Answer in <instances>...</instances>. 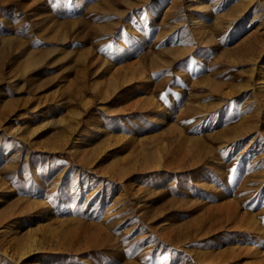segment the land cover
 <instances>
[{
	"label": "rangeland",
	"instance_id": "374dc122",
	"mask_svg": "<svg viewBox=\"0 0 264 264\" xmlns=\"http://www.w3.org/2000/svg\"><path fill=\"white\" fill-rule=\"evenodd\" d=\"M261 86L263 0H0V264H254Z\"/></svg>",
	"mask_w": 264,
	"mask_h": 264
},
{
	"label": "bare ground",
	"instance_id": "6f19581e",
	"mask_svg": "<svg viewBox=\"0 0 264 264\" xmlns=\"http://www.w3.org/2000/svg\"><path fill=\"white\" fill-rule=\"evenodd\" d=\"M264 1V0H263ZM143 80V77L141 76L140 77V79L139 80ZM259 88H261V89H259V91L261 90V92L264 90V87H259ZM260 92V93H261ZM262 94H263V92H262ZM264 97V96H263ZM262 100V99H261ZM147 161V160H146ZM156 161V159H152L151 161H147V162H145L144 163V165H145V167L148 165V164H151L152 162H155ZM150 168L152 167V166H149ZM147 169V168H146ZM113 170L112 169H110V171H109V173H111ZM108 173V172H107ZM241 227V226H240ZM10 228V227H9ZM12 229L10 228V231H11ZM253 230V229H252ZM259 230V229H258ZM9 231V230H8ZM255 232H256V230H255ZM31 247V246H30ZM264 253V252H263ZM17 254V253H16ZM257 254V259H256V261H255V263L254 264H264V254H262L261 253V251H259L258 253H256Z\"/></svg>",
	"mask_w": 264,
	"mask_h": 264
}]
</instances>
